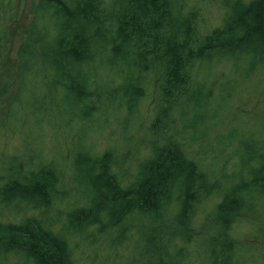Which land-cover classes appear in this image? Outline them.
Returning <instances> with one entry per match:
<instances>
[{
    "label": "trees",
    "instance_id": "trees-1",
    "mask_svg": "<svg viewBox=\"0 0 264 264\" xmlns=\"http://www.w3.org/2000/svg\"><path fill=\"white\" fill-rule=\"evenodd\" d=\"M3 3L0 0V11H4ZM12 3L8 0L6 15ZM247 3L246 10H233L231 27L218 33L215 28L199 31L201 12L179 15L174 0H128L114 30H105L110 51L99 54L97 49L105 37L90 35L98 26L92 17L100 15L95 3L87 14L82 5L70 0H41L33 5L31 16L43 18L52 11L49 23L55 39L51 45L45 44L46 36L36 31L35 21L25 30L14 72L9 74L15 91L8 100L10 104L20 101L21 110L7 113L3 109L0 126L18 135L27 123L31 126L28 131L35 134L62 127L76 139L68 154L59 151L52 155L45 150L48 144H39L36 138L27 142L32 153L27 162L14 151L5 153L0 163V193L7 189L10 199L3 202L8 207L19 201V208L14 207L12 213L20 220L10 223L7 232L0 231V249L5 256L15 255L16 264H76L74 235L89 238L119 226L125 231L133 227L135 213H140L148 215L153 226L168 225L170 231L166 228L164 236L180 242L177 255L185 260L184 244L189 240L182 237L190 236L195 205L214 197L209 212L211 232L201 264H241L245 248L232 235L239 217L264 213V108L255 117L259 131L250 132L249 139L239 144L230 136L231 145L218 148L222 162L216 167L187 157L181 145L186 137L201 139L211 126L206 110H212L216 96L219 98L214 88L223 73L220 63L224 57L234 64L235 71L244 65L243 72L238 71L241 76L264 75V44L258 38L252 45L233 47L239 43L236 37L246 32L264 36V0ZM5 31L4 26L0 58L6 55L2 49ZM102 57L108 59L102 63ZM128 65L140 78L126 80L118 91H110L127 75ZM84 67L87 72H82ZM94 81L103 83L104 88L97 89ZM228 83L234 88L232 81ZM152 84L158 97L146 127L159 137L138 143L149 153L139 155L136 145L124 150L120 158L115 147L94 152L85 141L87 126L95 118L109 112L116 116L124 108L127 117L140 118L139 103ZM179 121L181 130L175 138L172 131ZM120 125L123 132L125 124ZM129 160L132 172L127 171ZM29 168L36 174L25 177ZM71 191L82 192L84 202L72 206ZM53 212L59 219L52 218Z\"/></svg>",
    "mask_w": 264,
    "mask_h": 264
},
{
    "label": "rangeland",
    "instance_id": "rangeland-1",
    "mask_svg": "<svg viewBox=\"0 0 264 264\" xmlns=\"http://www.w3.org/2000/svg\"><path fill=\"white\" fill-rule=\"evenodd\" d=\"M11 6L7 14V22L5 24L6 31L2 46L6 55L0 58V76L2 78L0 79V114H2L1 111L3 109H5L7 113H18L21 110L20 101L16 100L12 104L9 103V94L15 91L13 88L14 81H10L9 74L14 72L17 47L25 32L23 21L26 14L32 15L33 7V5H30V0H14ZM212 7L213 5L209 2L207 14L203 10L200 11L201 22H199L198 25L199 31L206 32L212 28L210 26L213 21L209 18ZM223 7L229 8V5L225 4ZM217 11H220V8H217ZM233 66V63H227V57H224L220 63V70L223 73L218 76L219 81L216 89L214 88V90L218 92L219 98L216 96V103L212 109L213 111L206 110V115L208 114L209 117H211V126L208 128V131L201 139L190 140L189 137H186L181 145L187 157H194V159H198L202 161V163L206 162L205 164L212 168L213 165L216 167L219 162H222V158L218 152L226 143H229V146L231 145L230 136L235 138L238 143L244 140V138L248 140L250 132L253 133L255 130L259 131L258 121L256 124L255 117L261 108H264V75L257 76L255 74H249L247 76V74H245L241 76L239 72H243L244 65L240 64L238 66L239 72L232 70L234 68ZM228 81H232L233 84H235L234 88H229V86H227L229 85ZM5 84H7V87L4 91L3 88ZM157 97V88L152 84L139 103L138 113L140 112V118H136L137 115H134L120 121L110 112L101 116V118H95L89 126H87L88 133L85 141L92 145L91 149L94 152H100L105 148L115 147L119 158L122 156L124 150L127 148L130 150L135 147V145V152H138L139 155L143 153L147 155V153H149L148 149H145L146 147H143V144L138 143L159 137L158 134L153 135L146 127L149 120L153 117L157 104ZM120 122L125 124L123 125V132L121 131ZM7 125L9 126L8 122ZM181 125L182 121H179L177 128L174 129L175 132L172 131L175 138L179 137ZM30 128V123H27L25 129H20L18 131L19 135L14 132H7L8 135L4 138L5 153L14 151L21 157L22 162H27V159H30L32 154L30 151L28 152L27 142L32 140V138H36V142L39 144L44 142L48 144L45 150L49 149L48 152L52 155H55L59 151L68 154L76 139L74 133H68V131L62 127L52 126L49 130L43 129L36 134L34 131H32V133L28 131ZM23 133L26 136L22 138L19 137L22 136ZM192 136H195V134L193 133ZM55 143L56 146H54ZM15 148L16 150H14ZM214 150L217 152L215 157H212ZM131 152L129 153L131 154ZM229 152H231V148H229ZM128 163L129 168L127 171L132 172L134 167H131L130 160ZM73 185L77 186V183H73ZM83 200L82 192L71 191L69 203L72 206L82 204L84 202ZM215 201L216 199L214 197L209 199L203 198L202 201H199V203L195 205L196 210L192 218V227L189 231L190 236L185 238L182 237V239L189 240L184 244L187 250L185 260L192 261L193 264H201L207 234L211 232L212 216L209 212ZM12 206L13 204H11L10 207ZM12 210H14V207H12ZM14 218L17 219L15 214ZM52 218L54 220L59 219L54 212L52 213ZM150 219L148 215L135 213L133 227L125 231L122 230L120 226L115 227L104 235L98 233V235L89 237L87 240H84L82 244L78 242L85 236L78 234H76V236L74 235L72 239V250L76 264H98L101 260L102 253L103 259L107 261L108 264H137L135 256L129 258V255L134 250L139 249L140 246H146L149 250L145 253L150 257L148 264H153L151 259L153 254L159 257L160 264H164L163 256H161L160 253L161 248H166L169 244H175L178 248L181 244L177 239L172 241L164 236L166 228L170 231L168 225L162 223L159 224V227H156L151 224ZM128 222L129 221H126L123 225H126ZM246 229L257 231L258 234L261 235V238H264V214L240 215L239 222L234 232H240ZM182 241L184 242V240ZM239 244L241 247L245 248L242 257H250L251 264H264V246L256 243L251 244V246ZM97 248H99L100 251H98ZM19 261L21 262V258H19Z\"/></svg>",
    "mask_w": 264,
    "mask_h": 264
},
{
    "label": "clouds",
    "instance_id": "clouds-1",
    "mask_svg": "<svg viewBox=\"0 0 264 264\" xmlns=\"http://www.w3.org/2000/svg\"><path fill=\"white\" fill-rule=\"evenodd\" d=\"M14 2V0H13ZM211 2L213 5L211 15L209 18L213 21L210 27L215 28L217 32L227 31L228 27H231L232 22L235 19L233 15V10L235 9H244L248 8L247 0H174V3L177 5L178 9H180L179 15H183L187 17L188 15H195L197 12L203 10L207 14L208 12V4ZM41 0H30V5L40 4ZM47 3V0H45ZM70 3H73L76 6H81L85 14L89 11L91 4L95 3L97 6V10L100 13L98 16L92 17V19L98 25L95 28L90 30V35L95 37H105L104 43L100 45L97 49V54L101 51H110L108 49V38L107 32H111L114 30L116 21L119 18V14L126 10L128 5V0H70ZM229 5V8L223 7V5ZM8 0H4L3 9L4 11H0V32L4 31L5 23L7 22L6 10L8 9ZM217 8H220V11H217ZM52 17V11L49 10L45 14H43V18H38L35 16H30L26 14L25 19L23 21L24 29L30 30L33 27V22L35 21V28L38 33H43L46 36L44 40L45 44L51 45L55 39V32L52 30V25L49 23V18ZM19 19V17H18ZM188 21L185 20V23ZM70 26V22H66ZM85 30H89L88 25L82 26ZM237 27H241L238 25ZM47 30V31H46ZM107 30V32L105 31ZM70 35V33H69ZM42 36V39H44ZM212 37L209 36V39ZM259 39L261 44H264V36L254 37L250 33H245L243 35L237 36L236 39L239 41L238 44L233 47H241L245 44L252 45L256 43V39ZM91 58V57H89ZM108 57H102L101 62H105ZM231 67V66H230ZM127 71V75L119 81H116L113 84L112 90L118 91L120 87H122L126 80H138L139 74L133 70L131 65H128L125 69ZM232 70H237L233 68ZM87 67L82 69V72H87ZM97 85V89L104 88V84L99 81H94ZM129 115L128 109L124 108L117 112L116 118L118 120H123ZM115 130V129H114ZM8 135L7 131L0 126V163H3L5 159V149H4V138ZM23 167V165H21ZM31 173L32 175L36 174L35 169H26L25 177ZM0 187H3V181H0ZM7 189H5L2 193H0V231L7 232L8 225L20 223V220L15 219L12 213V207L19 208V201L16 202L12 207H8L4 204V200H9ZM264 214V213H262ZM223 235V234H221ZM237 243L247 244L251 246V244L256 243L258 245L264 246V238H261V235L258 234L257 231L252 229H246L240 232H234L232 234ZM214 238L219 239V236H215ZM88 237L85 236L78 243H83L84 240H87ZM100 251L99 248H97ZM149 250L146 246H140L139 249L134 250L130 253L129 258L131 256H135L137 264H148L150 257L145 254ZM177 246L175 244H169L166 248H161L160 253L163 256L164 264H193L192 261L183 260L181 257L177 255ZM153 264H160L159 257L155 254L151 257ZM0 264H16V256L8 255L5 256L4 250L0 249ZM98 264H108L107 261L103 259V253L101 254V260ZM241 264H251L250 257H243Z\"/></svg>",
    "mask_w": 264,
    "mask_h": 264
}]
</instances>
